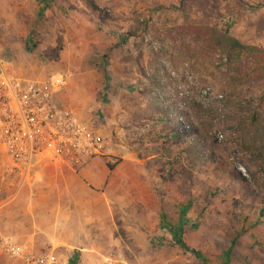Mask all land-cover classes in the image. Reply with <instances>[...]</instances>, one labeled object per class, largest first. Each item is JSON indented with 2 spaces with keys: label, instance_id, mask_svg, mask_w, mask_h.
<instances>
[{
  "label": "rangeland",
  "instance_id": "obj_1",
  "mask_svg": "<svg viewBox=\"0 0 264 264\" xmlns=\"http://www.w3.org/2000/svg\"><path fill=\"white\" fill-rule=\"evenodd\" d=\"M203 25L264 51V0H0V52L64 75L61 100L106 143L90 194L62 198L75 242L55 248L33 180L69 166L0 141V264H27L7 242L48 264H264V53L225 65L187 36Z\"/></svg>",
  "mask_w": 264,
  "mask_h": 264
},
{
  "label": "built area",
  "instance_id": "obj_2",
  "mask_svg": "<svg viewBox=\"0 0 264 264\" xmlns=\"http://www.w3.org/2000/svg\"><path fill=\"white\" fill-rule=\"evenodd\" d=\"M4 62L0 53V141L11 159L32 168L45 158L61 166L82 167L104 155L105 138L57 100L66 88L64 75L20 79L7 71ZM5 250L27 264L49 261L47 255L36 256L13 242H7Z\"/></svg>",
  "mask_w": 264,
  "mask_h": 264
},
{
  "label": "crops",
  "instance_id": "obj_3",
  "mask_svg": "<svg viewBox=\"0 0 264 264\" xmlns=\"http://www.w3.org/2000/svg\"><path fill=\"white\" fill-rule=\"evenodd\" d=\"M2 56L5 59V62H4L5 68L10 74L15 75L16 77L20 79H28V80L32 79V80H39V81L45 80V78L43 77L44 74L42 70L38 68L36 62L24 60V61H18L14 65L11 62V60L8 59V56L6 55V53L3 52ZM61 94L58 95V99H57L59 104L69 107L68 105L64 104L65 103L64 101L61 100L63 98L61 97ZM79 119L81 120L82 123L84 122L87 124L86 122L87 120L84 121L81 117ZM87 126L89 128H92L90 126V123ZM94 160L96 159H93L90 163H92ZM90 163L88 164V166L91 165ZM86 165L82 166L80 170L73 168L72 170L74 171L70 170L69 167L68 168L63 167L61 168L60 170L61 173L59 175H54L52 178H44V179L39 178L40 180L39 179L33 180L34 182L33 184H35V187L37 185H40L39 187L40 189L41 187H43L42 191L44 195H41V196L45 198V200L43 201V204L39 203L40 205L38 206L37 204H34L33 206L32 205L33 201L29 203L30 205H32V208H33L32 210H34L36 213L34 216L35 217L37 216L36 217L37 223L40 224L41 220H39L38 218H43V217L46 219H54L57 222V224L53 226L52 225L53 222L51 220L46 221L45 229L38 230L37 233H39L40 235H44V242L46 244L47 243L52 244L53 242V244L59 245L60 240L62 241V244L61 246H59V248L61 247L65 248L67 246L71 248L72 245L74 244L75 240H73V238H75L74 232H75L76 224L73 222H70L69 219L71 220L73 219V217L75 218L77 216L76 215L77 210H74L76 209L75 206L71 205L70 207L68 205V202H65V200L62 201V198L63 199L64 197L73 198L74 199L73 201H75L76 203V200L83 199V195L90 194L88 191V184L86 183L85 178L87 179L88 178L87 176H89L91 173H93L94 175H96V173H94V166H91V167L89 166L90 168H88V166ZM36 170H39V167H37L36 169L35 168L33 169V171H36ZM79 172L81 174L80 176L77 175ZM36 180H39L40 184L36 183ZM24 181L27 182L25 178L24 179L20 178L19 188L21 186H24L25 184ZM52 185H54L58 189L57 190L56 189L55 190L46 189V187H51ZM17 192H19V190H17ZM34 202L36 203V201ZM1 215L3 214L1 213L0 216ZM3 231L9 232V230H4V227L0 223V232L3 233ZM10 232L14 234V228H13V231H10ZM54 237H59L60 240ZM51 238H52V241H51ZM32 240H33V237H30L23 243L28 245L29 241H32ZM7 264H18V262L9 258V261L7 262Z\"/></svg>",
  "mask_w": 264,
  "mask_h": 264
},
{
  "label": "trees",
  "instance_id": "obj_4",
  "mask_svg": "<svg viewBox=\"0 0 264 264\" xmlns=\"http://www.w3.org/2000/svg\"><path fill=\"white\" fill-rule=\"evenodd\" d=\"M187 36L196 44H203L206 49L210 50L211 53H217L225 59V65L231 63L234 59L249 56L251 62L255 64V52L264 51L257 46L245 45L237 37L230 33V28H221L218 26H189L187 28ZM224 97V96H223ZM221 125V124H220ZM217 131H224L218 127ZM181 134V133H179ZM215 140H218L215 135ZM183 248L185 245L181 240L178 241Z\"/></svg>",
  "mask_w": 264,
  "mask_h": 264
},
{
  "label": "bare ground",
  "instance_id": "obj_5",
  "mask_svg": "<svg viewBox=\"0 0 264 264\" xmlns=\"http://www.w3.org/2000/svg\"><path fill=\"white\" fill-rule=\"evenodd\" d=\"M58 243V242H57Z\"/></svg>",
  "mask_w": 264,
  "mask_h": 264
}]
</instances>
